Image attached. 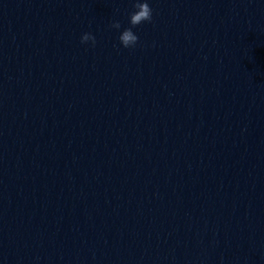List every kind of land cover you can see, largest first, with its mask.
Instances as JSON below:
<instances>
[{
  "label": "water",
  "instance_id": "obj_1",
  "mask_svg": "<svg viewBox=\"0 0 264 264\" xmlns=\"http://www.w3.org/2000/svg\"><path fill=\"white\" fill-rule=\"evenodd\" d=\"M135 2L0 0V264H264V0Z\"/></svg>",
  "mask_w": 264,
  "mask_h": 264
},
{
  "label": "clouds",
  "instance_id": "obj_2",
  "mask_svg": "<svg viewBox=\"0 0 264 264\" xmlns=\"http://www.w3.org/2000/svg\"><path fill=\"white\" fill-rule=\"evenodd\" d=\"M133 7L135 10L129 16V23L131 27L123 30L119 36V42L125 49L135 48V46L138 44L139 38L132 29L145 22L150 23L153 19V10L149 6L147 0H143V2L136 0ZM111 27L119 30L121 28V24L116 21L111 25ZM80 42L81 44H87L90 42L94 47L96 44V38L91 33H85L82 35Z\"/></svg>",
  "mask_w": 264,
  "mask_h": 264
}]
</instances>
